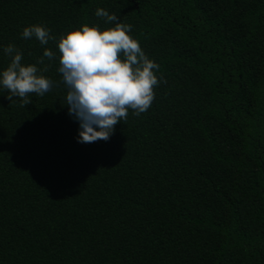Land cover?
Wrapping results in <instances>:
<instances>
[{
  "label": "trees",
  "instance_id": "trees-1",
  "mask_svg": "<svg viewBox=\"0 0 264 264\" xmlns=\"http://www.w3.org/2000/svg\"><path fill=\"white\" fill-rule=\"evenodd\" d=\"M98 8L163 80L82 144L57 44L114 28ZM10 44L25 66L53 51L54 86L21 106L0 85V264H264V0H0V73Z\"/></svg>",
  "mask_w": 264,
  "mask_h": 264
},
{
  "label": "clouds",
  "instance_id": "clouds-1",
  "mask_svg": "<svg viewBox=\"0 0 264 264\" xmlns=\"http://www.w3.org/2000/svg\"><path fill=\"white\" fill-rule=\"evenodd\" d=\"M95 15L115 22V27L100 31L98 27L83 25L61 36L57 44L60 83L67 88L65 102L69 115L79 122L78 143L82 144L108 141L115 126L127 120L129 109L136 116L146 112L155 98L154 87L163 80L154 74L159 65L128 35L131 25L118 22L115 15L104 9L98 8ZM33 37L41 45L55 40L50 30L40 25L23 29V39ZM4 53L11 62L0 73V85L9 92L8 100L18 97L21 106H26L32 103L29 94L42 97L53 88V81L41 74L50 67L45 58L55 59L53 51L46 48L37 60L43 68L37 64L23 65V54L14 45L5 47Z\"/></svg>",
  "mask_w": 264,
  "mask_h": 264
}]
</instances>
